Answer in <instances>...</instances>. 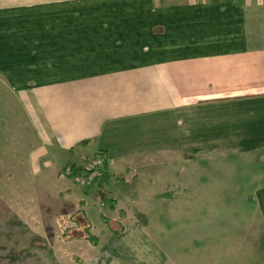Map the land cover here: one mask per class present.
Wrapping results in <instances>:
<instances>
[{"label": "crops", "instance_id": "obj_1", "mask_svg": "<svg viewBox=\"0 0 264 264\" xmlns=\"http://www.w3.org/2000/svg\"><path fill=\"white\" fill-rule=\"evenodd\" d=\"M101 151L107 187L194 173L155 198L195 226L137 213L74 262L61 231L99 188L61 171ZM0 231L3 264H264V0H0Z\"/></svg>", "mask_w": 264, "mask_h": 264}, {"label": "rangeland", "instance_id": "obj_2", "mask_svg": "<svg viewBox=\"0 0 264 264\" xmlns=\"http://www.w3.org/2000/svg\"><path fill=\"white\" fill-rule=\"evenodd\" d=\"M93 154L90 153L88 154L89 157H91ZM181 166L173 164V165H168L165 169L166 171L163 172H155L153 167L151 170V183H148L147 180L144 179H139L140 181L138 182V185H143L144 188L138 187L134 185V180L130 178H126V180H118L117 183H123L124 185H128V187L125 190V193H116L119 192V187L122 185H118L115 181L114 174H117L113 167L111 168V179L109 181V186L107 187L104 185V190L106 194H115L117 195V201L112 203V201L106 199H101L100 196H97L96 194H93V192L90 191L89 194L86 193V190L84 189L83 192H85V209L87 210L89 220L92 224V232L96 234L101 240H105L107 236L110 234V230H112L113 227H121L122 223H125L126 221L132 224L135 220L133 217H135V214H142L146 222L148 224V229L149 231H159L158 233H163L164 231H180L182 223H188L189 228H193L195 226V201L192 202V199H189L188 204H181L182 209L183 206H187L189 217L188 219H183V217L180 215L181 212V207L178 201L179 195H176V192L171 191V193L167 196H163L161 199H156V195L159 194L163 188V184H165L168 180L172 181V183H181L183 180L186 183H189L191 181H194V173H186L185 177L183 178L179 173L175 172L178 167ZM174 177V178H173ZM85 183V182H84ZM89 185V184H88ZM123 190V189H122ZM121 190V192H122ZM142 191L143 193L141 194L139 191ZM187 190H192L194 191V188H187ZM134 193V196H131L129 193ZM173 196V197H171ZM189 196V194H187ZM101 200V201H100ZM105 200V205H101V202ZM205 207H209V205H204ZM120 208H126L128 210V217L127 218H119L120 214H118V210ZM204 208V207H202ZM118 214V217H116ZM204 214V213H203ZM107 216V217H106ZM141 216L137 215V218H140ZM142 218V217H141ZM108 220V222H107ZM132 221V222H131ZM79 231H74V234L77 236H81L83 233L80 228ZM4 231H0L2 233ZM32 232H37V231H32ZM43 237L50 242L52 245H57L56 238L51 233V231H41ZM66 231H61V237L62 234ZM7 236H9L7 234ZM35 236V235H34ZM33 236V237H34ZM76 236V237H77ZM36 240L41 243H45L44 247V253L48 257L50 256L49 249L50 246L47 243L45 239L35 236ZM3 238V237H2ZM11 240V238H10ZM78 241L70 242L69 246L73 247V244L75 245L74 247L76 248V255L74 258V262L76 260H83L86 259L89 256V251L93 250L94 246L90 244V242L84 241L82 245L78 244ZM86 245V247L84 246ZM23 246L15 244V243H10V245L7 247V249H1L0 248V264L1 260L3 259H22V252L20 248ZM85 247V248H84ZM60 250V247H58ZM61 254V253H60ZM7 261V260H4ZM8 262L7 264H9ZM15 264V263H14ZM60 264H70L68 258H63L60 261Z\"/></svg>", "mask_w": 264, "mask_h": 264}, {"label": "built area", "instance_id": "obj_3", "mask_svg": "<svg viewBox=\"0 0 264 264\" xmlns=\"http://www.w3.org/2000/svg\"><path fill=\"white\" fill-rule=\"evenodd\" d=\"M107 157L104 154H97L93 159L87 161L80 166L68 165L62 171V176L72 177L78 181L94 185L97 188L105 185ZM78 168V170H76ZM110 201V196L106 195L105 198ZM105 205V200L101 202Z\"/></svg>", "mask_w": 264, "mask_h": 264}, {"label": "trees", "instance_id": "obj_4", "mask_svg": "<svg viewBox=\"0 0 264 264\" xmlns=\"http://www.w3.org/2000/svg\"><path fill=\"white\" fill-rule=\"evenodd\" d=\"M97 154H103V152L101 151ZM76 170H78V168ZM106 178H107V169H106V174H105V182L107 180ZM97 194H98V196L101 197V199L106 197L107 194L104 190V186H100L99 190L97 191ZM111 200L112 199H110V201ZM77 215H79L80 217H78ZM121 216H124L123 213L121 214ZM72 218H73L72 220L76 223V226L80 227V229L83 233L81 236H83L85 239H87L91 244L97 245L100 241V238L92 232V224H91L90 220L88 219V216L86 215L85 211L82 208H80L75 213V215H73ZM107 222H108V220H107ZM122 228H123V225H122ZM112 229L116 233L121 232V229L117 230V229H115V227H113ZM64 231H66V232H64L62 234V236L65 239H69V238H73V237L77 236L76 234H74L73 228L72 229L71 228H67V229L65 228Z\"/></svg>", "mask_w": 264, "mask_h": 264}]
</instances>
